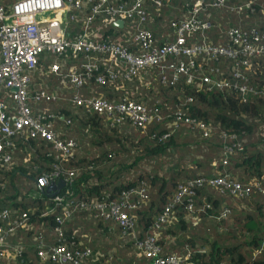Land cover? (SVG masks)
Returning <instances> with one entry per match:
<instances>
[{"label": "trees", "instance_id": "trees-1", "mask_svg": "<svg viewBox=\"0 0 264 264\" xmlns=\"http://www.w3.org/2000/svg\"><path fill=\"white\" fill-rule=\"evenodd\" d=\"M192 1L160 0L161 6L156 8L150 0H146L145 6L151 20L145 26L156 41H161L170 21L180 20ZM244 1L226 0V5ZM261 2L254 0L253 13H248L245 7L239 13L230 12L228 8L219 10L207 7L201 10L199 18L207 21L209 27L201 33H190L191 37L197 41L204 38L212 44H225L224 30L229 26L247 28L256 25L264 30V16L258 10ZM92 25L98 28L99 39L113 41L120 30L110 17L102 14L96 16ZM68 30L69 33L77 32L79 24L74 23ZM52 60L50 54L37 55V63L42 68ZM172 61L174 59H169V62ZM230 63L223 57L216 62H208L203 67L204 75L237 85L242 81L233 77ZM208 67L217 68V71L209 74ZM160 71L167 76L171 73L169 69ZM242 73L248 87L264 92L263 59H252ZM184 79L185 76L179 75L173 85L160 83L157 77L146 86H141L137 79L117 80L101 86L91 78L76 89L80 94H85L92 88L94 93L109 100L128 96L146 106L155 104L161 109L163 119L143 127L125 123L119 127L105 128L99 116L86 112L83 107H78L74 112L65 99L30 103L33 110L52 113L50 119L55 130L58 129L56 122L63 124L69 119L70 124L65 127L61 125L57 132L75 140L77 150L70 158L55 159L54 151L45 140L31 137L16 139L15 148L11 151L12 164L0 170V182H3V186H0V210L7 209L11 213L26 211L28 220L36 229H18L14 235L7 237L4 249L7 259H0V264H58L48 260L39 261L34 250L37 242L32 241V236L38 235L44 247L57 243L54 216L59 210L43 214L44 207L51 202L48 195H44L34 184L37 176L48 172L55 164L78 169L72 184L59 190V194L71 191L70 197L74 201L100 197V192L113 193L139 180L146 182L149 200L134 212L133 231L137 238L152 232L153 216L169 200L179 182L219 175L244 188L255 181L260 190H264V96L251 94L242 101L235 87L212 86L207 89L203 85L197 89L185 84ZM47 80L52 86L50 78ZM187 97L191 101L180 109L191 120L208 123L210 131L207 136L201 135L194 122L178 124L173 129L168 126L173 120L172 113L176 106ZM165 133L168 135L162 138ZM230 135L233 137L230 138ZM224 146L232 148L225 158V164L222 163ZM166 156L170 160L162 161ZM141 160H152L154 163L144 170L140 168ZM163 164L168 173L166 176L157 173L159 165ZM259 188L250 185L246 195L234 196L221 194L207 183L193 187L194 193L189 196L192 212L186 211L188 201L185 197L172 207L173 223L160 232L158 244L161 254H175L179 257L177 264H264V195ZM31 190L38 196H31ZM108 197L114 199L116 196L108 194ZM222 206L229 209L223 219L219 217ZM187 213L197 220L193 223ZM108 225V221L88 217L86 212L79 211L73 220L62 223L60 227L64 242H73L69 246L71 249L87 245L95 251L100 241L114 238V233L123 239L131 237L121 234L118 228H113L111 233ZM122 240L120 242L131 244L130 240ZM15 246L19 247V254L11 261L10 255L14 252L11 248ZM115 256L118 257L117 252ZM123 262L152 264L150 259L134 254L128 255ZM112 264H116L115 261L112 260Z\"/></svg>", "mask_w": 264, "mask_h": 264}, {"label": "built area", "instance_id": "built-area-1", "mask_svg": "<svg viewBox=\"0 0 264 264\" xmlns=\"http://www.w3.org/2000/svg\"><path fill=\"white\" fill-rule=\"evenodd\" d=\"M150 1L156 8L161 6L160 0ZM145 2L146 0H0V170L12 164L11 151L15 148L16 139L31 137L45 140L54 151L55 159L70 158L77 150L75 140L61 136V132H57L59 129L55 130L50 119L52 113L33 110L31 102L65 99L74 112H77L78 107H83L86 112L99 116L105 128L119 127L125 123L143 127L152 121L163 119L161 109L155 104L146 106L128 96L109 100L94 93L92 88L85 94L77 92L76 89L91 78L101 86L117 80L133 79H137L141 86H146L157 77L160 83L173 85L177 77L183 75L184 83L197 89L203 85L207 89L212 86L228 89L235 87L242 101L251 94L264 96L263 91L247 86L242 73L252 59L264 60L262 28L256 25L247 28L229 26L224 30L225 44H212L204 38L197 41L190 34L201 33L209 27L207 21L199 18L201 10L207 7L219 10L228 8L230 12L239 13L245 7L248 13H253L254 0L231 5H226V0H193L180 20L169 22L167 32L160 38V42L153 38L145 26L151 20ZM258 7L260 15L264 16V0ZM99 14L110 17L120 27L113 41L99 39L98 28L95 29L92 25ZM74 23L79 24V30L69 33L68 29ZM40 53L53 57L52 62L43 68L37 63V55ZM219 57L231 62V74L240 78L241 83L231 85L225 79L204 75L203 67L206 63L216 62ZM169 59L174 61L169 62ZM166 69L171 71L169 76L160 71ZM98 70L99 73L93 74ZM216 71L217 68L213 67L207 69L209 74ZM33 72L41 80L35 86L31 81ZM50 75L56 77L57 85L49 86L43 82ZM190 101V97L184 98L176 106L172 113L173 120L168 126L173 129L178 124L189 125L194 122L201 135L207 136L209 124L191 120L180 109ZM69 124V119L63 121V127ZM167 135L165 133L161 137ZM229 137L232 138L233 135ZM231 151L230 146H224L223 164ZM77 173L78 169L55 164L51 170L37 176L34 184L44 193L43 189L51 182L55 184L58 179L63 181L60 188L71 185ZM203 183L209 184L221 194L234 196L246 195L250 185L259 188L255 181L244 188L219 175L194 177L179 182L169 200L153 216L152 232L146 233L142 238L136 237L133 225L136 219L134 212L149 200L148 186L143 180L113 193L100 192V197L79 201L71 199V191L59 194V188L52 196H48L51 204L45 206L43 211L46 214L54 209L59 210L54 216L57 243L44 247L38 240V235L32 236V241L37 242L35 255L39 261L48 260L58 264H112V260L123 264L121 257L114 258L98 249L92 251L87 245L71 249L69 246L73 242H64L60 225L73 220L77 212L84 211L88 217L108 221L107 227L111 233L113 228H118L121 234L127 237L130 235V238L124 240L131 241L136 257L150 259L152 264H177L179 257L175 254H161L158 244L160 232L173 223L175 219L172 207L185 197L186 202L188 201L186 211L192 212L189 196L194 193L193 187ZM34 184L31 186L35 187ZM0 186H3V182H0ZM260 191L264 195V190ZM29 194L38 196L34 190ZM108 194L116 197L109 198ZM221 208L219 217L223 219L229 209L225 206ZM9 211L0 210V259H7L4 250L7 237L14 235L18 229H36L28 220L26 211ZM186 215L193 223L197 220L189 213ZM116 236L119 237L118 234ZM17 248L19 247L11 248L14 251L10 255L11 261L19 254Z\"/></svg>", "mask_w": 264, "mask_h": 264}, {"label": "rangeland", "instance_id": "rangeland-1", "mask_svg": "<svg viewBox=\"0 0 264 264\" xmlns=\"http://www.w3.org/2000/svg\"><path fill=\"white\" fill-rule=\"evenodd\" d=\"M34 75L37 76V74H35V72H34V73H32L31 77L33 78ZM37 79H39V78L37 77ZM33 81L35 83H37L36 80H33ZM164 159L170 160V158L167 156L163 157L162 161H164ZM153 163H152V160H141V162L139 164H140V168H142L144 170H148L153 165ZM157 173H159V175L163 174L164 176H166V174H168L166 172L164 164H163V166L159 165V169H158ZM116 234L117 233L113 234L114 238H112V239H109L107 241H100V243L96 245L95 249L100 250L102 253L111 254L114 256V258L116 257L115 254L117 252L118 257H121L122 258L121 262H123L124 258H126L128 255H131V256L133 255V247H132V244H125L123 242H120L122 240L121 239L122 237H120V236L115 237ZM122 241L126 242L127 240L123 239ZM116 264H120V263L116 262Z\"/></svg>", "mask_w": 264, "mask_h": 264}, {"label": "water", "instance_id": "water-1", "mask_svg": "<svg viewBox=\"0 0 264 264\" xmlns=\"http://www.w3.org/2000/svg\"><path fill=\"white\" fill-rule=\"evenodd\" d=\"M62 185H63V181L61 179H58L55 184L51 182L46 186L45 189H43L44 194L48 196H52L54 192H56L57 189H59Z\"/></svg>", "mask_w": 264, "mask_h": 264}, {"label": "crops", "instance_id": "crops-1", "mask_svg": "<svg viewBox=\"0 0 264 264\" xmlns=\"http://www.w3.org/2000/svg\"><path fill=\"white\" fill-rule=\"evenodd\" d=\"M48 78H50V81L52 82L53 85H57V79H56V77L54 75L53 76L50 75ZM47 79H45L43 82L50 86V84H49ZM33 80H36L37 83H35ZM31 81H32L33 86L38 85L41 82V80L37 79V76H35V75H34L33 78L31 77ZM56 124H58L57 125L58 129H60L61 125H63L62 122H56ZM30 192H32V190ZM170 239H172V238H170Z\"/></svg>", "mask_w": 264, "mask_h": 264}]
</instances>
